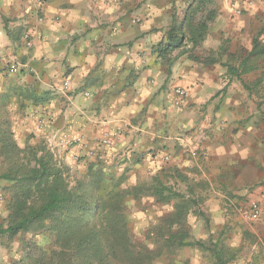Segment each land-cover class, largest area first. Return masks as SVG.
<instances>
[{
  "label": "crops",
  "instance_id": "obj_1",
  "mask_svg": "<svg viewBox=\"0 0 264 264\" xmlns=\"http://www.w3.org/2000/svg\"><path fill=\"white\" fill-rule=\"evenodd\" d=\"M260 4L245 0L242 17L227 3L220 7L215 28L233 36L229 52L250 50L264 24ZM171 13L170 0H0V103L15 110L18 135L44 133L43 140L66 146L68 161L105 156L150 172L201 173L218 217L258 218L251 248L264 264V98L250 97L220 63L188 54L175 55L169 72L153 46ZM64 80L66 106L35 103L62 93ZM176 88L188 91L182 105ZM105 136L111 144L102 143ZM253 201L257 217L250 216Z\"/></svg>",
  "mask_w": 264,
  "mask_h": 264
},
{
  "label": "trees",
  "instance_id": "obj_2",
  "mask_svg": "<svg viewBox=\"0 0 264 264\" xmlns=\"http://www.w3.org/2000/svg\"><path fill=\"white\" fill-rule=\"evenodd\" d=\"M218 16L216 0H192L182 19L177 11L172 15L153 52L169 72L177 50L196 61L220 63L250 97L257 91L264 98L259 93L264 89V30L252 38L247 52H229L226 43L217 51H198ZM259 71L256 78H249ZM51 99L50 95H40L35 103ZM0 156L6 164L0 180L9 183V214L0 234H40L50 240V245L40 247L37 254L24 251L23 259L14 264H181L177 256L189 247L205 254L211 264H230L239 257V249L226 242L225 230L213 232L210 217L204 212L200 218L207 235H192L189 215L198 202L192 197L190 183L187 194L177 188L179 182L189 179L173 166L134 184H126L127 176L110 171L101 160L87 161L85 169L74 175L72 168L56 159L45 145L20 147L8 121L0 122ZM171 175L173 185L169 183ZM144 198L172 204V209L148 228L144 240H137L130 225L129 205L131 200L140 202Z\"/></svg>",
  "mask_w": 264,
  "mask_h": 264
},
{
  "label": "rangeland",
  "instance_id": "obj_3",
  "mask_svg": "<svg viewBox=\"0 0 264 264\" xmlns=\"http://www.w3.org/2000/svg\"><path fill=\"white\" fill-rule=\"evenodd\" d=\"M192 0H170V4L172 7V13L170 14V22L172 21V15L177 11L179 17L182 19L184 11L188 4ZM254 2H258V5H261L260 2L264 0H253ZM245 0H216L217 7L220 11V7L227 3V5H231L232 9L236 13L237 16H243L245 14V10L242 8V3ZM182 3L183 6H181ZM182 12V15H180ZM217 22V21H216ZM216 22L212 24L210 33L203 43L201 47H199L198 51L202 54L208 53L210 49L216 50V46L220 44L226 43L229 47L233 42V36L224 33H219L216 30ZM264 29V24L261 26V31ZM245 36L239 35L238 41L241 43L244 41ZM180 50L174 52L173 55H178ZM227 57L224 56V61H226ZM63 82V91L62 93H54L50 95L55 103H63L66 106V94H68L69 86L66 88ZM177 89V88H176ZM173 89L167 88L166 93L169 94ZM175 91V90H174ZM188 92V91H187ZM71 93H73L71 91ZM51 99V100H52ZM8 102L0 103V122H9V130L13 133L18 145L20 147H25L26 145H45L47 149H49L55 156L56 159L66 163L69 165L74 175H79L82 172L86 165L87 161L101 160L106 163L107 168L110 171H115L120 175H125L128 177L126 184H130V180L134 183L137 181L150 180L152 176L157 174L158 172H150L149 170L138 169L135 166L136 162H129L127 159H121L118 163L112 161L111 158H106L105 156H92L85 158L84 156H78L77 159H71L68 161L65 155L61 154L63 148L66 150V146L56 145L54 142H48L44 137V133H40L39 135L34 131H29L30 134H27L25 137L21 134H17L16 131V117L15 110L8 105ZM176 104V102H175ZM182 105V104H180ZM65 109V108H64ZM36 121V120H35ZM40 124V123H39ZM56 133V131H55ZM56 136V135H55ZM56 139V137H55ZM74 147V146H73ZM105 151V150H104ZM106 155V152L103 153ZM131 163L132 167L128 168V171L125 170V165ZM123 167V168H122ZM6 168V164L3 162L0 156V173ZM132 172V174H130ZM174 174V172L172 171ZM172 174V175H173ZM170 177L169 183L171 185L174 184V176ZM188 177V181L179 182L176 186L183 193H188V183L192 185V197L196 199L198 205L192 208V213L189 215L190 224H191V233L193 236L199 238L207 235L206 229L203 224V219L200 218L201 212L207 214L210 217V222L213 228V232H218L225 230L224 236L226 237V242L234 247L235 249H239V257L231 262L230 264H259V258L262 256L260 252L255 253L252 250V246L256 245V242L259 241L258 234L255 233L257 229V220L258 218H250L247 217L245 220L243 217H238V215L233 217H218L217 213L212 210L208 206L209 199V189L206 187L205 178H202L201 173L192 174L186 173ZM133 178V179H132ZM133 183V184H134ZM8 182L4 180H0V226L6 225L7 216L9 214V210L7 207V186ZM251 201V200H249ZM248 201V202H249ZM256 202V201H253ZM172 209V204H166L161 202H155L154 198H144L140 202L130 201L129 205V217H130V225L133 230V235L137 240H144L145 235L150 226L157 224L161 217H164L168 212ZM33 243L38 244L39 246H34ZM50 245V240L45 239L43 235H34L31 233L20 234L15 237H10L7 234H0V264H14L16 261H21L24 256V251L31 250L35 254H37L40 250V247L46 248ZM260 255V256H259ZM178 261L181 264H211L208 261V258L205 254L195 248H185L181 251V253L177 256Z\"/></svg>",
  "mask_w": 264,
  "mask_h": 264
},
{
  "label": "built area",
  "instance_id": "obj_4",
  "mask_svg": "<svg viewBox=\"0 0 264 264\" xmlns=\"http://www.w3.org/2000/svg\"><path fill=\"white\" fill-rule=\"evenodd\" d=\"M38 1L41 2L43 0H38ZM25 38H26V40L28 42V45H31L32 43H31V40H30L28 34L25 35ZM12 70L15 71V66L12 67ZM64 85L67 88L69 86V81H65ZM174 95H175V102H176V104L177 105H180V104H182L184 102V99L188 96V92L184 88H177L174 91ZM40 126H43V124L41 123ZM102 143L105 144V145H109V144H111V140H110V138L108 136H105L102 139ZM250 208H251L250 209V216L251 217H257V216H259V214H260V207H259L258 203L253 202L251 204V207Z\"/></svg>",
  "mask_w": 264,
  "mask_h": 264
}]
</instances>
